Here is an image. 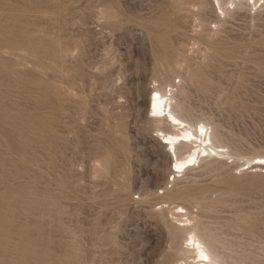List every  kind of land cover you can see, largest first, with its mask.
Instances as JSON below:
<instances>
[{"label": "rangeland", "instance_id": "obj_1", "mask_svg": "<svg viewBox=\"0 0 264 264\" xmlns=\"http://www.w3.org/2000/svg\"><path fill=\"white\" fill-rule=\"evenodd\" d=\"M197 1L0 0V264H178L177 203L264 264V6ZM154 89L233 158L174 181Z\"/></svg>", "mask_w": 264, "mask_h": 264}, {"label": "bare ground", "instance_id": "obj_2", "mask_svg": "<svg viewBox=\"0 0 264 264\" xmlns=\"http://www.w3.org/2000/svg\"><path fill=\"white\" fill-rule=\"evenodd\" d=\"M250 1L198 0L197 2L203 7L211 4L214 7L218 5L221 15L218 12L217 14L221 18L226 13L225 10L231 11L230 5L240 13L244 12L247 4L256 9L264 6V0ZM173 100L174 97L168 90L154 89L148 102V114L153 112L155 121L162 124L156 129L157 137L165 146L166 152L173 158L171 172L175 175L174 181L200 167L205 160H230L233 158L229 153L228 146L217 140L209 123L203 120L191 122L187 116L174 108ZM179 149L185 150L182 155L178 154ZM171 151H173V155H171ZM252 166L264 168V156L253 158L250 167ZM166 206L172 207V217L177 220V227L185 233L184 257L182 256L183 259L180 258L181 260L177 261L178 264H221L218 254L213 251L208 240L197 232L193 214L189 215L185 207L178 203L174 206L170 204Z\"/></svg>", "mask_w": 264, "mask_h": 264}]
</instances>
